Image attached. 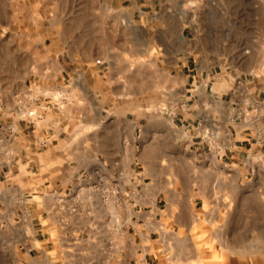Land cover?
<instances>
[{
	"label": "rangeland",
	"instance_id": "1",
	"mask_svg": "<svg viewBox=\"0 0 264 264\" xmlns=\"http://www.w3.org/2000/svg\"><path fill=\"white\" fill-rule=\"evenodd\" d=\"M257 74H264V0H0V264H97L114 253L116 186L104 178L91 192L54 198L46 182L62 165L43 145L40 167L31 166L33 85L71 84L65 99L49 90L40 101L56 113L67 103L70 148L90 150L108 143L97 130L107 129L114 112L130 124H123L124 143L138 146L148 135L144 116L181 108L198 76L206 89L227 76L239 98L242 80ZM116 95L130 104L105 106ZM97 107L92 129L85 125ZM246 114L238 107L232 122ZM255 116L253 142L264 148V115ZM182 140L191 142L187 131ZM259 157L224 170L222 191L198 210L194 229L173 235L161 264H264V153Z\"/></svg>",
	"mask_w": 264,
	"mask_h": 264
},
{
	"label": "crops",
	"instance_id": "2",
	"mask_svg": "<svg viewBox=\"0 0 264 264\" xmlns=\"http://www.w3.org/2000/svg\"><path fill=\"white\" fill-rule=\"evenodd\" d=\"M242 81L238 98L234 97L238 92L231 94L227 76H217L208 91L203 85L204 78L198 76L194 93L184 98L181 108L168 114L160 111V115L144 116L148 135L145 143L138 146L124 143L123 124L129 121L113 111L107 129L97 130V136L108 143L104 141L90 150L70 148L72 118L68 115L72 111L67 103L58 110L59 117L43 102L46 93H51L49 90L61 92L65 99L64 96L70 95L71 84L65 85L61 80L50 82L51 85L39 82L31 87L36 113L30 133L37 158L36 165L35 158L31 159V166L40 167L38 150L43 145L52 154L53 164L62 165L61 172L58 170L60 176L56 174L46 182L53 187V197L56 198L58 191L65 197L67 190L69 194L79 195L91 192L93 185H100L104 178L116 186L117 196L113 193L112 196L117 201L112 215L117 221L112 233L114 241L110 244L114 253L111 257H101L97 264H161L160 259L174 246L173 235H184L194 229L198 210L204 209L217 191H222L227 179L224 170L246 167L250 155L259 159L264 153V148L253 142L254 125L259 122L255 114L264 115V74ZM76 86L87 94L85 88H89L85 84L76 83ZM94 93L103 98L99 89ZM111 99L105 106L130 104V98L121 100L116 95ZM238 107L247 113L245 120L232 122ZM98 109L94 111L95 119L91 117L94 123L85 126L94 128ZM262 123L264 126V120ZM184 131L191 138L187 145L182 142ZM207 132L213 136L208 138ZM156 137L159 143H155ZM163 137L171 143L164 145ZM70 161H74L71 166ZM49 216L50 220L54 218V214ZM102 244L105 249V242Z\"/></svg>",
	"mask_w": 264,
	"mask_h": 264
}]
</instances>
